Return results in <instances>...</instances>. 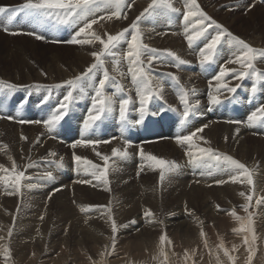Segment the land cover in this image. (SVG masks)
<instances>
[{
    "label": "bare ground",
    "instance_id": "obj_1",
    "mask_svg": "<svg viewBox=\"0 0 264 264\" xmlns=\"http://www.w3.org/2000/svg\"><path fill=\"white\" fill-rule=\"evenodd\" d=\"M174 1H172V3ZM219 1L220 0H197L200 9L204 13L206 12L211 20L220 24L222 29H216L214 26L209 27L201 37L193 42L192 47H186L184 41L180 39H186V34H193L197 30L193 28V24L200 18L193 17L189 21H185L184 18L181 19L183 17L181 16L183 12L177 1L175 8L178 9V11L172 12L166 9H159L156 14L160 22L153 25L149 22V24L145 26L147 31L143 26H139L142 42L146 44L149 49L157 50L156 53L153 54L157 57L155 59L157 62L152 63L149 72L152 77V87L159 93L158 96H153L152 100L149 101L147 112L144 115V117L148 115V117L150 116L153 118L152 120L157 124V130L153 135H147L145 131L146 126L144 127L141 123L140 128L147 137L159 135L155 137L158 139L165 135L167 140L170 139L172 141L155 144L154 146L145 148L143 152H153L159 159L169 158L178 165V168L175 170L165 173L164 181L168 179L171 181L169 183H162V186L168 185L166 189H170V191L165 194H163L162 188H158V176L161 169L156 165L148 163L147 158L145 155L142 156L140 151L129 150L127 156L118 157L119 155L113 156L112 154L113 149L124 151L118 143L110 145L102 143V145L99 146L89 145L87 146V152L81 150L79 146L75 149L71 147L73 143L81 139L110 141L115 138L118 142L121 139L132 140L134 137L128 135L126 126L133 116L136 120L141 119L140 110L136 109L139 105L133 108L128 104L126 111L127 123H116L117 119L120 117V104H118L114 110L106 112L100 120L92 125V127L85 130L84 120H88L90 113L83 119L79 116L74 118L71 114L72 107L68 104L67 114L64 116V119L61 120L60 123L55 126L53 132H51V134L57 136L58 139L66 140L65 142H68V145L62 144L61 140L53 142V137L50 135L48 137L44 136V131L48 130L42 122L50 117L42 118L36 116L47 115L50 110L51 114H53L52 110L54 107H57L58 102V100H54V98L59 95H67L69 91H72L66 82L75 80L76 77L81 76L82 73L96 62L92 53L102 50L103 46L99 41L94 44H79V49L75 54L77 57H74V62L70 63L67 68L58 61L53 63L56 64L55 66L47 65L45 67L29 61L27 63L28 65H15L12 67L10 73L6 74L0 71V74H2V76H0V104H2L3 107V115L13 118L19 116V110H16V108L13 109L11 105L6 107L5 103H3L1 90H3V92L6 90L14 91V88H9L7 85L22 87V93L26 95L30 94L31 96L25 108V119L28 120L26 122H29L31 125L28 130L22 128H12V130H10V126L5 124L3 119H0V166L7 168L9 173H11L14 161L17 171H24L25 175L30 177V179L21 181L20 191L18 193L15 192V185L12 182L0 180V224H3V226H0V262L6 264H26L29 260V252L33 253L40 245L41 251L43 250L42 248H46L42 257L38 253L40 264H50V262H52L51 258L55 259V257L59 256H72V259H75V261H79V259L87 260L88 256L98 252V247L101 244H105L106 248L107 246L109 247L107 258H111L112 261H116L117 263L122 262L131 256V258L140 260L142 263V258H152L153 253L151 249L154 247L153 249L155 251V248H157L158 241L153 242V240L165 234L167 239L170 240L171 244L174 246V250H171V246L169 248V244L167 242L165 243L164 251L165 248L168 247L166 255L167 262L169 263L179 258L177 257L179 251L189 250V248L192 247L190 243L185 242L182 238L192 237L195 236L194 232L203 231L206 239H208V237L210 239L208 240V246L203 247L206 249L205 251L202 250V252L198 250L202 255L196 260L197 264H200L199 262L202 256L205 258V262L201 264H212L209 251L214 252L213 254H217V242L222 241L223 235H226L224 242L227 246L230 247L231 243H235V247L237 250L239 249V253H236L237 256L234 255L237 257V260L233 259V262L235 264H247L248 246L242 241L245 237L248 238V236L235 233L234 230L241 227V221L236 220L230 215L232 211L229 206L233 204L236 206H234L235 209L243 211L244 215L242 214L243 217L241 218H243L245 227H247V215L242 206L247 205L248 201L239 193L244 192L247 196L253 194L254 188L253 201L251 202V206L248 207L252 212V228L256 236L255 244L253 245L256 252L252 264H264V202L259 205L255 203L256 199L264 197V122H258L251 127L248 126V117L256 112L255 109L257 106H248L246 103H242L240 96L233 97L231 95L229 98L235 108L224 113H219V117H217L215 113H212L210 116L204 115L205 110L200 105L203 103L200 102V100L209 101L210 94L221 95V98H225V89L220 88L219 91H217L218 88L211 85L213 81L217 82L215 77L220 73L222 68L226 69L228 72V75L223 78V82L225 83L235 79L236 73L243 70L239 64L229 63V61L235 60L236 56L240 54L241 49L240 46L233 43L231 38L227 35L222 37L220 44L217 46L214 64L213 62L204 64L206 68L197 69V65H199L198 60H200V50L205 47L206 43L209 42L218 31L226 30L227 33H230L229 28L233 24L232 18H230L231 20L228 18L230 14L229 10L220 9ZM232 1L236 0H226L223 4ZM151 2L152 0L134 1L132 3L133 6L131 5L132 8L128 10L129 0H124L122 11L124 10L123 16L126 15L127 18L122 20H118L115 17L107 19V16L110 15L111 11H114V9H100L106 19L102 23L103 27L95 26L89 31L99 35L106 41L108 34L116 35L125 28H129ZM249 3L247 12L251 13L256 8L255 6L252 8V0H250ZM246 7L247 6H245V8ZM261 9L264 10L262 7ZM169 12H172L173 17H167ZM206 23H210V21H206ZM19 25L26 27L28 32L30 30H37L40 34H43L46 39L49 38L47 28H44L43 31L36 29L32 26L34 25L33 22H30L25 15L21 18L20 22L13 23V26ZM80 26H82V24L74 27L68 26L69 28L65 35L58 39L51 33V39H56L61 42L69 41L75 36ZM251 30V33L249 32V37H239L257 53L254 67L259 75H249L245 77L243 79L245 84L240 89L242 91H248L249 94L252 93L251 88L253 86L251 82L258 83L259 87H262L264 90V83L261 85V81H264V56L259 55V53H264V32L262 29L256 28H252ZM126 36L130 38V33L126 34ZM86 38L90 39L91 37L87 33L79 37V39ZM127 50L128 44L122 41L117 48L113 50L116 55L113 56V58H111V56H105L103 58L105 60L103 67L94 70L95 83L85 81L73 91V97H75V99H81V102L86 105L83 109L84 113H86L90 102L94 100L92 96H89V93L95 97L96 94L94 89L99 80L103 79L105 70L108 72V82H111L108 89L110 92L113 90L111 96L115 95L118 84L115 79V67L123 68L125 65L123 60H118L117 58L120 53L125 55ZM168 51H172L186 61L185 64L177 67L178 69L175 73L174 70L172 72L167 69L169 66L175 67V61H170V57L166 55ZM130 67L134 66L129 64V68ZM165 70L169 71V73ZM125 72L126 70L122 73ZM128 73L130 82L129 85L126 84V86H128L127 93L129 96L134 94L138 101L140 98L138 94H136L137 88L132 82V73L129 69ZM173 76L179 79L178 84L172 79ZM190 76L200 79L197 80ZM125 78L128 77L125 76ZM56 85H61V87L57 88L55 87ZM205 85L210 86V89L199 91L204 88ZM161 86L162 91L159 90ZM234 86H236V84ZM81 87L83 88L82 91ZM259 87L257 88L258 91L260 90ZM131 88L134 92L131 91ZM182 88L187 90L189 107L191 108L196 102H198V104L192 109L194 114L190 115L188 121L182 128H179L178 121L185 108V105L182 104L180 100L184 92ZM192 90H194V92L199 91L197 96H194ZM237 92L238 91L235 93ZM47 95H50V99L38 110L36 108V100L40 99L39 102H41ZM254 99L256 102V94ZM111 100L113 107L116 103V96L114 99L111 97ZM160 100L169 105H176L178 110L175 111L173 115L168 113L162 114V109L167 106L161 105ZM261 101L262 104H264V92ZM53 103L54 105L52 108ZM21 112L23 113L24 110ZM167 115L172 116V120H167ZM68 118L72 120L68 121ZM217 119H220L221 123H215ZM229 120H237L242 123H227L226 121ZM37 121H41V123H36ZM170 122H172V126H170ZM34 124H37L39 127ZM204 125H207L204 131L197 132L196 136L193 137V139H196V143L192 145H178L176 143L177 136L191 135ZM243 125H247V130H244ZM90 129H93V132H90ZM74 130H77L75 132L76 134ZM13 133H15V138L11 139ZM68 133L71 134V136H67ZM22 137L26 139H22ZM13 145H16V153L11 148ZM65 147H67V149ZM204 147L212 148L217 151L215 153L221 156L227 154L233 159L236 158L235 160L238 159L237 161L243 163L251 171L253 185L250 186L244 177H241V181L237 183L229 181L223 185L217 184V180L228 179V175L223 176L225 175V171H220L215 167L210 169L196 167L190 162V157L186 154L191 151L194 157L198 156L200 155L198 149ZM52 152L55 153V156L49 155V153ZM97 152H99L101 156H97ZM74 154L82 158L81 163L77 164L75 162L73 159ZM102 156L109 157L107 173L110 172V185H105L102 181L96 180L90 175L91 165L84 163V161H91L95 165L98 164L99 167L97 171H101L105 167L104 161L101 158ZM71 158L72 160L70 161L69 159ZM66 163L68 165L65 166ZM210 163L214 164L215 162L210 161ZM37 164L39 169H44L45 172H42V170H34ZM224 167V165L220 166V168ZM46 172H51L54 176L48 178L44 175ZM4 175L6 174L0 171V177ZM132 177L138 178L137 184H133L135 182L132 181ZM77 180H90L91 183H77ZM29 184L34 186L29 188L27 187ZM165 195H184L186 197H193L195 195L188 203H196V201H200V198H204L206 201L203 207V215L197 213L195 207L191 213L188 212L186 208H182L180 212L176 211L172 206L171 210L172 212H176V214H173V216L172 214L164 216L162 214V209L166 205L163 202V196ZM141 198L147 202L146 208H153L151 211L152 214L156 213L154 212L155 210L160 214V219L157 220V223L151 225L149 228L143 222V219L140 218L137 220L135 219L134 222H129V225H126L127 223H118L117 220L124 214L128 215L127 213L134 211L137 199L139 200ZM217 199H221L220 206L216 203ZM179 200L182 201V199ZM51 202L54 203L55 207L54 205H51L52 207L49 206ZM13 203L15 205H13ZM69 203L74 206L69 208ZM141 203L144 204L143 201H141ZM240 204H242V206ZM16 205L18 208H16L14 212H11L10 209L6 207ZM31 206L36 210H32ZM38 207H41V209H37ZM82 208L89 210L81 211ZM22 210L27 211V213L31 212L32 215H22ZM143 215H146V213ZM41 216L44 217L43 220H41ZM130 218L125 217L122 222ZM113 221H115L117 226V232L115 233L117 236L115 237L114 247L112 239ZM13 223L15 228L11 229V224ZM80 227L84 230L80 231V229H78ZM149 229L152 231L148 232ZM70 230L76 235L79 233L77 239L74 237V234L72 236L74 238L71 237V239L69 237L71 233ZM9 232H11V235H9ZM43 234H45V238L47 239L44 243L45 246L43 245L45 240H43V242L41 241V235ZM245 234L249 235V241H251L252 233L245 231ZM105 236L106 240L104 242ZM129 236L131 237L128 238ZM66 246H74L73 253L64 254L63 251ZM84 247H89L93 252L90 251V255H87L84 253ZM5 248L9 250L7 259L4 253ZM114 249L117 252L114 251ZM71 250H73V248H71ZM133 252L135 254L132 256ZM104 255L106 257V254ZM183 259L184 258H182V260ZM176 262V264H179L181 261Z\"/></svg>",
    "mask_w": 264,
    "mask_h": 264
},
{
    "label": "snow or ice",
    "instance_id": "obj_2",
    "mask_svg": "<svg viewBox=\"0 0 264 264\" xmlns=\"http://www.w3.org/2000/svg\"><path fill=\"white\" fill-rule=\"evenodd\" d=\"M124 0H26V2L16 9H9L7 7H0V18H3L7 20L8 24H11L12 20L19 14L23 13L25 16H29L32 19L35 20H48L52 19L53 17L56 19V21L61 25H68V26H77L81 25L79 27V30L76 32L75 36L67 41L70 44H94L95 42L99 41V43L103 46L102 50L99 52H93L92 55L95 58V63H93L84 73L81 74V76H78L75 78V80L67 81V85L72 89V91H69L67 95L64 97L65 101L70 102L73 98V91L76 90L77 87L81 86L85 81L95 83V73L94 70L103 67L105 60L103 59L105 56H115L116 53L113 51L117 46L122 42L126 41L128 44V51L126 53V58L129 60L130 65H133L134 67H130L129 71L132 73V82L137 88V94L140 98V114H141V121L144 117V115L147 112V105L150 100H152L153 96H158V91L154 90L152 87V77L151 73L147 71L143 67V60L142 57L147 54L148 55V63L151 65L152 61L155 60L157 57L153 55L156 53V49H149L146 44L142 42V36H141V30L139 27V21L141 20V17L144 16H152L157 13L159 9H166L168 11L176 12L178 9L173 7V4L171 0H152V2L148 5V7L144 10L143 13L139 17L136 18V21H134L130 29L125 28L123 31L116 35H107L106 41L102 39L99 35H96L95 33L90 32L89 30L92 29V26L96 23H98L97 19L95 18V14L100 9H114V11H111V14L107 16V19H112L115 17L116 19H126L127 16L124 15L121 16L122 8H123ZM130 8L131 5H128ZM185 12L183 14V18L185 21H189L193 17H199L200 19L196 21L193 24V28H196L197 30L193 34H186V39L188 41L189 47L193 45V42L201 37L209 27H215L216 29H222V26L218 23H216L214 20H211L210 17H208L201 9L200 6L197 4V0H186L185 4ZM60 10V11H56ZM91 17V19H90ZM100 20L105 19V16H100ZM206 21H210V23H206ZM83 22V23H82ZM4 30L8 32V28L5 27ZM90 35V39H77L76 37L83 36L85 34ZM130 33V38L126 36V34ZM11 35H18L23 33H17V32H10ZM28 35H34L35 39L41 40L43 37L36 33H27ZM224 35H227L231 38L232 41L235 42L236 45L240 46V54L236 56L234 61H229V63H236L239 64L242 71H239L235 75V79L237 80H243L245 77L249 75H256L258 76L259 73L256 71L254 67V61L257 59V53L256 51L251 48L247 43H245L243 40H240L239 38H236L231 35V33H227L226 30L218 31L215 36H213L209 42L206 43L205 47L202 48L199 52L200 57V63L201 65L209 64L214 62V57L217 53V46L220 44L221 39ZM56 42V41H53ZM167 57H171L173 61H175V66L179 67L180 65H183L186 63L183 59H181L179 56H177L172 51H168L166 53ZM259 55L264 56V53H259ZM118 63V62H116ZM91 74V75H90ZM171 75V74H170ZM228 75V72L226 69H221L219 75L215 77V80L218 82V89L220 88L226 89L227 92L235 93L236 88L234 87H228L227 83L223 82V78ZM176 83H179V79L177 77H172ZM109 80L108 72L107 70L104 71L103 79H100L98 84L95 87V97L93 100V109L94 112L90 113L88 116V120L84 123L85 130L92 127L93 124H95L96 121L100 120L101 117L106 112H111L112 109V100L111 97H108L104 94V89L106 82ZM9 88H14V85H7ZM55 87L59 88L61 85H56ZM239 87V85H237ZM83 88L81 87V91ZM122 90V89H121ZM162 91V86L159 89ZM194 93V90H192ZM251 92L254 95L257 92V88L253 86L251 88ZM181 103L185 105L184 111L181 116V123H186L190 117V115L194 114L192 109H194L198 102L196 104H193L191 108L189 107V101H188V93L183 92L180 97ZM209 103L212 105H218L221 103V100L218 95H211L209 96ZM129 99H122L120 102V119L122 122L127 123L126 120V111L128 108ZM99 105V107H97ZM67 103H61L60 107L50 116L49 119L43 121L45 128L48 130L49 133L53 132L56 125L60 123L61 120L64 119V116L67 114ZM63 109V111H62ZM0 119H8L12 120L14 119L11 116H3L0 115ZM19 123H25L26 121L19 120L17 121ZM227 123H234V124H240L241 121L237 120H229L226 121ZM258 122H264V106L257 109L256 112L252 113L248 117V126H254ZM36 123H41V121H37ZM207 125H204L203 127L196 130V132H193L191 135H185V136H177L176 137V143L178 145H192L193 144V137L196 136L197 132H203L204 128H206ZM54 138V137H53ZM22 139H26L25 137H22ZM227 139V138H226ZM110 141H93V140H77L75 143L71 145L73 149H75L77 146H89L93 144H100V143H109ZM6 147V146H5ZM198 152L200 155L193 156V153L191 151L187 152L186 154L190 157V162L193 163L194 166L210 169V168H217L220 171H226L228 172V179H220L217 180L216 183L219 185H223L225 183H228L231 181L232 183H237L241 181V177L246 178L247 183L251 186L253 185L252 180V173L251 171L239 161L233 159L231 156L224 155L221 156L214 152L212 148H199ZM113 156H122L125 157L128 155L127 151H120L119 149H113L112 152ZM49 155L55 156V153H49ZM97 156H101L99 152L96 153ZM141 155L143 156V152L141 151ZM104 161L105 167L101 171H97L98 166L93 164L91 161H84V163L91 165L90 169V175H92L96 180L102 181L105 185L108 183L107 179V164L109 157L102 156L101 157ZM73 159L77 164L81 163L82 158L80 156H77L74 154ZM148 160H151L155 163L156 166H158L160 171V180L161 182L165 179V173L175 170L178 165L175 162H168L163 159H158L155 156H148ZM210 161H214L215 163H210ZM221 163L225 165L224 168H220ZM0 171H3L6 175L3 177H0V180H3L5 182H12L15 185V192L20 191L21 181L25 179H30V177H27L25 175L24 171H17V167L15 162L13 161L11 173H9V170L7 168H3V166H0ZM210 174V173H209ZM45 176L48 178H51L52 173L46 172L44 173ZM77 183H83V184H90V180H77ZM34 185H27V187L31 188ZM254 188H253V194H254ZM242 197H245V199L249 202L247 205L242 206L244 211H248V207L251 206V202L253 201V194L245 195L244 192L239 193ZM264 202V197L256 199L255 203L257 205ZM218 207V206H217ZM89 209L82 208L81 211H88ZM147 216H151V212L146 213ZM231 216H233L236 220L241 221V227L239 229H235L234 231L237 232H250L252 233L251 242L247 237L244 238V244L248 246V256H247V264H252V260L255 256V248L253 245L255 244L256 236L254 234V229L252 228V214L249 213L247 216V227H245L243 218L237 216L236 212L233 210L230 213ZM43 216H41V220H43ZM112 232L115 234L117 232V226L115 221L112 222ZM9 235H11V232H9ZM201 237L205 235L203 231L200 233ZM113 239V247L115 242V235L112 237ZM171 244V241L167 239L166 235H162L160 237V255L167 260V255L164 251L163 245L165 243ZM206 246V245H205ZM220 248H223V244L221 243ZM9 250L7 248L4 249L5 257L7 259ZM224 255L228 257L230 261H232L234 258L229 255L227 250H224ZM186 259L190 258L188 257L187 253L185 254Z\"/></svg>",
    "mask_w": 264,
    "mask_h": 264
},
{
    "label": "rangeland",
    "instance_id": "obj_3",
    "mask_svg": "<svg viewBox=\"0 0 264 264\" xmlns=\"http://www.w3.org/2000/svg\"><path fill=\"white\" fill-rule=\"evenodd\" d=\"M134 1H137V0H129V5H132L133 6L132 3ZM176 1L179 2L180 6H181V10L183 12L181 16H183V14H184V12L186 10L185 9L186 0H176ZM176 1H174L172 3L173 4V7H176V5H177ZM225 1L226 0H220L219 1V4H220L219 5V8L222 9V10H226V11L229 10V13L230 14L228 15V18L229 19L232 18V20H233V24L229 28L230 29L229 31H230V33L234 37H236V38H239V37L240 38L249 37V32L251 33V31H252L251 29L252 28L253 29H255V28L256 29H262L263 32H264V10H262L261 7H258L254 11H252L251 13H249V12H246V11H247V9L249 7L250 0H236V1H232V2H229V3L223 4V2H225ZM0 4L2 5V7L11 6L10 5L11 2H8V1H3ZM14 4L17 5L18 3H14ZM132 6L130 8H132ZM245 6H247V7L245 8ZM206 15L209 17V15L207 13H206ZM27 17H28V19H29L30 22H33L34 25H32V26H34L36 29L43 31L44 28H47L45 25L39 24L40 23V20L38 21V20L32 19L29 16H27ZM181 19H183V17ZM105 20L106 19H103V20H98L97 19L98 23H96L94 25V27L95 26L96 27H103L102 26V23ZM176 20H177V18H176ZM149 22H150V24L153 25V24H156V23L160 22V19L158 18V15L157 14H154L152 16H147L146 15V16H144V17L141 18V20L139 22V26L141 25V26H143L145 28V26L147 24H149ZM47 23L49 25H51V22L50 21H48ZM92 28H93V26H92ZM145 30H146V28H145ZM44 32H46V31H44ZM0 35L2 36V37L0 36L1 37L0 38V71L5 72L6 74L7 73H10L12 71V67H14L15 65H17V66L18 65H23V64L28 65L27 63L29 61L34 62L35 64H37L39 66H42V67H45L47 65L55 66L56 64H53V63L55 61H58V62L64 64V67L67 68L70 65V63L74 62V57H77L75 55L76 54V51L79 49V44H70L67 41H65L66 44H63V42H61L59 40H56V39H51V40L52 41L61 42L60 46H53V45H49V44H38L34 40H31V39H28V38H24V37H19L18 39H16L15 37H13V38L10 39V38L4 37L2 34H0ZM44 38L46 39L45 36H44ZM180 40L184 41L186 47L189 46L187 39L181 38ZM123 43H127V42L126 41H123ZM233 43H235V42L233 41ZM261 50H263V49H261ZM127 51L125 52V55H123L122 53H120L118 55V58H117L118 60L120 59V60H123L125 62L124 67L123 68H116L115 67V79L118 82L116 89H118L119 87L122 86V88L126 92L128 90V86H126V84L129 85V82H130V76H129V73H128V69H129V64L130 63H129V60L126 58ZM169 67H170V69H168V70H170V71L173 72V70H174L175 67H173V66H169ZM7 69H9V70H7ZM125 70H126V72L125 73H122ZM166 72L169 73V71H166ZM184 75H187V74H184ZM0 76H2V74H0ZM125 76H127L128 78H125ZM6 77L9 78L8 76H6ZM191 78H195V77H191ZM195 79L198 80L200 78H195ZM217 84H218V82H214V81L211 83V85L213 87L218 88V85ZM235 84H236V86H234ZM244 84H245V82L243 80H237V79H232L229 82H227L228 87H234V88H236V91L240 90ZM251 84H252V86H255L256 88L259 87V84L256 83V82H251ZM110 85H111V82H108L107 81L106 82V85H105V89H104V94L106 96H108V97H111V93H109L110 90L108 89V87ZM237 85H239V87H237ZM29 86H31V85H29ZM203 89L204 88L200 89L199 91H203ZM199 91L194 92V96H197V94H198ZM1 93H2L3 103H6L8 101V99H10L11 97H13V103L11 104V106H12L13 109L16 108V102H17L18 96H16L13 93V91H8V90H6L4 92H3V90H1ZM22 94H25V93H22ZM232 94L233 93L227 92V90H226V92H225V98L226 97L229 98ZM65 96L66 95H59L56 98H54V100L57 99L58 102H57V107H54L53 108L54 103L52 104V108H53L52 112L53 113H54V110L55 109L57 110V108L60 107L61 103H67V104H69L72 107V110H73L72 100L70 102L65 101L64 100V97ZM130 98H132L133 100H136V96L134 94H131L130 95ZM122 99H125V97L124 96H122V97L121 96H116V103L112 107L113 110L117 107L118 104H120V102H121ZM174 100H175V98H174ZM205 102L206 101H204V103ZM26 104H25V106L22 109V110H24V112L22 113L21 112L22 110H20L19 111V116H15L14 117L15 121H19V120H24L25 119V117H26V113H25ZM82 104H84V103L81 102L80 103V106H82ZM160 104L169 107V110H167V112H166L168 114L173 115V113L178 110L176 105L175 106L169 105L168 103H165L162 100H160ZM2 109H3V107L0 108V115H3L2 114ZM51 115L52 114H51V110H50V112L47 115H44V116H36V117H42L43 118V117H50ZM144 119H151L152 120L153 118H151L150 116L148 117V115H147L146 117H144ZM166 119L170 121V120H172V116L167 115L166 116ZM68 121H71L70 118H68ZM30 122H32V121H30ZM215 122H217V121H215ZM34 125L38 126L37 124H34ZM142 125L144 126L145 124L142 123ZM170 126H172V122H170ZM156 130H157V124L155 122H154V125L150 124V125L146 126V128H145V131L147 132V135H153ZM76 131L77 130H74V133ZM90 132H93V129H90ZM44 133H45V135H44L45 137H48L50 135L51 137H54L57 140H61L62 141L61 142L62 144L66 145V146L68 145V142H65L66 140H64V139H58L57 136L52 135L48 131H44ZM128 135H131V134L128 133ZM67 136H71V134L68 133ZM157 136H159V135L149 136L148 138H150V139H156L155 137H157ZM161 137H165V135L164 136H161ZM105 141H107V140H105ZM168 141H171V140L168 139ZM99 145H102V143L98 144L97 146H99ZM93 146H96V144H93ZM65 148L67 149V147H65ZM214 152H217V151L214 150ZM220 153H222V152H220ZM225 155H227V154H225ZM118 157H120V156H118ZM69 160L71 161L72 158L69 159ZM69 160H67V161H69ZM66 165H68V164L66 163L65 166ZM222 165H224V164L221 163L220 166H222ZM34 170H42V172H45L44 169H39L38 164L36 165V167H34ZM227 175H228V172L225 171V175H223V176H227ZM52 176H54L53 173H52ZM131 179H132V181L135 182L133 184H137L138 183V178L137 177H132ZM167 186L168 185L160 187V188H162L163 194H165L166 192H169L170 191V189H166ZM193 197H195V195ZM193 197H189V196L186 197L184 195H165V196H163V198H164L163 199V202L166 205L162 209V214L164 216H166L167 214H172V216H173V214H176V212H172V210H171V207L173 206L176 211H179L180 212V210H182V208H186V210L188 212H191V213L193 211V208L195 207L196 208V212L199 213V214H201V215H203V210H204L203 207L205 205V201L206 200L204 198L203 199L200 198V196H199L200 201L198 200V201H196V203H188V201L190 199H192ZM49 199H50V197H49ZM179 199H182V201L179 200ZM1 201L4 202L3 200H1ZM141 201H143L144 204H142ZM216 203H218L219 206H220L221 205V199H217V202ZM39 204H41V203H39ZM146 204H147V202L144 199H142V198L139 199V200L137 199L136 205L134 206L135 207L134 208V211H132L130 213H127L128 215L124 214L121 218H119L117 220V222L120 223V224H126L127 223L126 225H129L128 224L129 222H132V221L134 222L135 219L137 220V219L140 218V219H143V222L149 228L151 225L157 223V220L160 219V214L155 210L154 212H156V213H153L151 216L143 215V214H145L147 212H151L153 210V208H146ZM13 205H15V204L13 203ZM51 205H54V203L51 202V204L49 206H51ZM69 205H70L69 208L72 207V206H74V205H72L70 203H69ZM240 205L242 206V204H240ZM234 206L235 205H233V204L229 206L230 209H231V211L234 210L236 212V214H238L237 216L243 217V215H244L243 211L240 210V209H235L236 206L235 207ZM6 207L9 208L11 212L16 211V208H18L17 205L16 206H12V207L11 206H6ZM54 207H55V205H54ZM31 209L32 210H36L33 206H31ZM37 209H41V207H38ZM146 209H147V211H146ZM26 213H27V211H23V210L21 211V214L22 215H27V216L32 215L31 212H28L27 214ZM249 213L252 214L251 209H248V211L245 214L248 216ZM51 214H53V213H51ZM125 217H128V218L131 217V218L129 220L125 221V222H122V220ZM144 223H143V225H144ZM0 226H3V224H0ZM13 226H14V223L11 224V229H14L15 228V226L14 227ZM201 226H202V224H201ZM78 229H80V231H83L84 230L82 227H80ZM149 231H152V230L149 229L148 232ZM70 232H71V230H70ZM194 233H195V236L182 238V239H184L185 242L190 243L192 247H190L189 250H185V251H181V252L179 251L177 253V257H179V258L176 259L175 261L169 262V263L167 262V260H165V258L163 256L160 255V248H161V245H160V237L162 236L161 235L160 237L158 236V238H155L153 240V242H155V241H158V242H157V246H156L157 248H155V251L153 249L154 247L152 248L153 250L151 249V251L153 253L152 258H148V257H143L142 258V260H143L144 263L143 262L141 263L140 260H136L135 258L134 259L131 258V256L128 257L129 260L126 259L125 261H122V262H118L117 263L116 261H112L111 258H107V255H108V252H109V250H108L109 247L107 246V248H106V245L105 244H101L98 247L101 250L98 249V252H96L95 254H93L91 256H88L87 257V260H84V259L83 260H80L78 258L79 261H75V259H72V256H67V257L59 256V257H55V259L54 258H51L52 262H50V264H166V263L167 264H176L177 263L176 261H178V262L181 261L179 264H197V261L196 260H198L199 257H200V255H202L201 253L198 252V250L199 251H202V250L205 251L206 249H204L203 247L208 246V240L210 238L208 237V239H206V236L205 235L203 237H201V235H200L201 232L200 231H196ZM235 233L236 234H241V235H243V234L244 235H247L248 238H249V240H250L249 235L248 234H245V232L244 233L243 232L241 233V232H236L235 231ZM73 234H74V237L77 239V237H78L77 235H79V233H77V235H76L75 233H72L71 232L69 237L71 238L73 236ZM113 235H115V237L117 236L116 234H113ZM41 237H42L41 238V241L42 242H43V240H45L43 242V245H44V243L47 240L45 238V234L41 235ZM74 237H72V238H74ZM130 237L131 236H129L128 238H130ZM217 237H218V235H217ZM224 239H226V235H223V238H222L223 243H222V241L221 242H217V254H213L214 252H210L209 251V253L211 254L210 256L212 258V264H215L216 262H217L216 264H219V263L220 264H235L233 261L234 260H237V257H235V256H237V254L239 253V249L237 250V248L234 245L235 243H231V245L229 244L230 247L227 246V244L224 242L225 241ZM105 240H106V236L104 237V242H105ZM210 241H209V244H210ZM242 242L244 243V240ZM221 243L223 244V247L224 248H220L219 247ZM102 246H104V247H102ZM168 246H169V248L171 246L170 249L171 250H174L173 244H171V245L169 244ZM164 247H165V244L163 245V248ZM71 248H73V250H71ZM167 248H165V253H167ZM42 249L43 250L41 251V245H40V246H38L36 248L35 251H33L34 254L32 252H29V260H28V262H26V264H40V262H39L40 258H38L39 257V254L42 257L43 256L42 254H44V250H46V248L44 247ZM62 249H63V245H62ZM84 249H85L84 253H86L87 255H90V251L93 252V250L90 249L89 247H84ZM224 250H230V251H228V253H229V255H231L234 258V260L230 261L228 259V257L224 255ZM72 251H74V246H66V248L64 249L63 252H64V254L65 253L71 254V253H73ZM114 251H116V250L114 249ZM187 251H188V253H187ZM80 252H82V251H80ZM186 253H187L188 257H190V258H187L186 259V256H185ZM104 254H106V257H105ZM134 254L135 253L133 252L132 253V256ZM32 258H33V261H32ZM182 258H184V259L182 260ZM98 261H99V263H98ZM165 261H166V263H165ZM203 262H205V258H203V256H202L200 258V262L199 263L201 264ZM46 263H48V262H46ZM0 264H6V263L0 262ZM13 264H16V263H13ZM23 264H25V263H23Z\"/></svg>",
    "mask_w": 264,
    "mask_h": 264
}]
</instances>
